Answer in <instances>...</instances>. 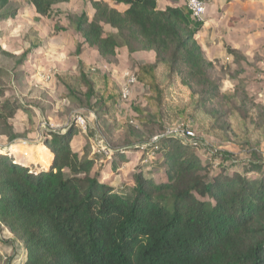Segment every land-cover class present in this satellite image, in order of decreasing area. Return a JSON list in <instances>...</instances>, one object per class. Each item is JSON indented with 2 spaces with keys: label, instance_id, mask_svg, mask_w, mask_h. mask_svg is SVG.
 <instances>
[{
  "label": "trees",
  "instance_id": "16d2710c",
  "mask_svg": "<svg viewBox=\"0 0 264 264\" xmlns=\"http://www.w3.org/2000/svg\"><path fill=\"white\" fill-rule=\"evenodd\" d=\"M11 2L0 0V12ZM25 2L47 17L54 6L70 0ZM89 2L91 17L86 12L67 15L82 39L75 42L77 57L83 45L104 60L121 47L128 54H154L152 64L136 67L137 84L146 94L145 107L135 112L140 125L162 135L154 163L162 167L163 180L137 167L130 196L115 192L99 180L96 159L81 160L72 149L73 125L43 142L51 156L47 167L0 155V227L20 242L6 258L8 264H264V166L234 170L223 163L229 157L224 151L218 164L204 163L197 147L165 135L168 123L192 125L188 116L198 105L221 95L212 79L213 63L195 40L201 24H193L183 7L159 10L157 0H117L127 7L124 12L104 0ZM25 36V44L32 42ZM37 47L40 41L26 54ZM0 54L11 56L1 46ZM78 73L57 77L67 98L87 104L98 117L108 116L120 98L113 80L103 75L96 82L82 69ZM5 95L0 86V136L11 143L20 136L8 121L19 109ZM145 144L111 147V170L120 164L115 160L125 162L131 153L141 151L149 161L153 150Z\"/></svg>",
  "mask_w": 264,
  "mask_h": 264
},
{
  "label": "rangeland",
  "instance_id": "374dc122",
  "mask_svg": "<svg viewBox=\"0 0 264 264\" xmlns=\"http://www.w3.org/2000/svg\"><path fill=\"white\" fill-rule=\"evenodd\" d=\"M89 1L70 0L43 18L34 17L31 10L28 13L33 17H24L22 10L27 9L25 0H13L1 11V14L11 10L17 12V16L6 27V35L1 37L3 49L11 56L0 54V86L6 91L5 98L19 109L8 122L20 138L10 143L5 136H0V155H8L21 164H39L43 167L50 156L43 142L52 134L64 133L65 128L71 125L76 129L71 147L81 160L111 156L112 153H108L111 147L146 142L145 148L152 146L153 150L149 161L144 163L145 158L140 152L132 153L129 155L130 163L123 164L117 175H112L108 170L106 172L107 183L113 186L114 191L130 196L129 176L137 167L150 171L153 169L151 165L157 167L154 161L162 137L160 132L143 127L137 120L135 108L145 107V89L139 84L132 86L125 101L119 98L108 116L98 117L88 109L87 104L78 103L74 97L68 99L67 90L57 80L58 76L63 75L77 77L82 69L94 81L95 77H109L120 91L118 83L121 74L136 72L138 63L131 59L130 54L128 63L122 64L121 58L98 59L93 53L84 56L86 59L83 61L78 60L80 58L74 51L75 42H79L80 37L74 32L67 15L86 12L91 17ZM105 1L112 8L120 6L117 0ZM258 1L253 0L251 10L255 13V22L250 26V33H257L256 36L254 32L257 51L253 53L251 48L248 54H244L243 51L230 50L235 52L233 56L227 53L231 62L215 61L211 75L213 81L220 85L221 95L212 103L198 105L194 114L188 116L193 119L190 127L197 142V153L204 163L211 161L214 165L218 164L219 152L224 151L229 157L223 163L238 171L243 169V165L264 166V21L258 19L264 11V2ZM244 21L243 24H246V19ZM235 22V18L230 19L226 27ZM14 30L18 32L17 36L24 34L32 38V42L25 44L23 38L12 35ZM106 31L110 29L106 28ZM43 40L45 43L41 45ZM37 41H40L41 49L37 47L26 54ZM20 59L22 62L17 67L16 62ZM77 117L85 121V130L76 124ZM181 124L179 120L168 123L165 133L182 139ZM156 135L158 139L154 140ZM19 246L20 242L0 227V264H8L6 258L12 255L14 247Z\"/></svg>",
  "mask_w": 264,
  "mask_h": 264
},
{
  "label": "crops",
  "instance_id": "0c3cea01",
  "mask_svg": "<svg viewBox=\"0 0 264 264\" xmlns=\"http://www.w3.org/2000/svg\"><path fill=\"white\" fill-rule=\"evenodd\" d=\"M204 1L206 3L205 18H204L203 23L201 24V29L199 33L195 36V40L200 45L207 61L212 62V63H215V61H221V60H224L225 62L227 61L231 62V57L227 54V48H230L231 50L243 51L244 54H248L251 48H253L254 50L253 53L257 51V48L255 47V41H254V38H256L257 33L255 31H253L252 34L250 33V26L252 25L253 22H255L253 21V19L255 18V13H253V10H251V7L254 6L253 0H204ZM258 2L263 3L264 0H259ZM185 3H186V0H157V7L159 10H163L165 7L185 8ZM60 5H66V4L56 5L52 8V10H55L56 7ZM119 5H120L119 7L115 6L113 8H115L119 12H124L127 9V7L124 6L123 4H119ZM26 10L27 12H25ZM26 10L25 8H23L22 10V15H24V17H28V15H30L31 17L34 16L36 18H43V17L38 16L34 12L33 8L30 6H27ZM30 10L33 16L30 13H28ZM12 11H15V10L8 11L7 13H10ZM7 13L1 14L0 12V15L3 16V15H6ZM16 14L17 12L15 13L14 16H7L6 18H0V46L1 47L3 46L1 42V37H4L3 34L6 35L7 33L5 31L6 27H8L11 24L12 19H14L17 16ZM90 15L91 16L93 15L92 8H91ZM232 18H235L236 22L232 26H229L227 28L226 23ZM249 18H251L252 20L250 21ZM245 19L247 23L243 24V22H245L244 21ZM258 19L264 21V11L262 14H259ZM245 25H246V28H245ZM252 30H254V26H252ZM254 32L256 33V36ZM12 35H16V38L17 37L24 38L25 36L24 34H20V36H17L18 32L15 30L12 32ZM79 42L82 43V39H80ZM44 43L45 41L43 40L41 42V45ZM56 43L58 44L59 41H57ZM250 45H252V47H250ZM225 46L227 48H225ZM89 53H93L94 54L93 56H96L98 59L101 58L94 49H90L86 45H83L81 49V54L78 56L80 59L78 60L83 61L84 59H86L84 58V56L88 57ZM128 57H129V54L127 53V50L121 47L119 49V52L117 50V53L114 59L121 58L122 60L121 64H122V63H128L127 62ZM130 57L134 62L138 64H141V63L152 64L154 62L153 52H137V53L130 54ZM138 153H134V154H138ZM140 153L142 152L140 151ZM129 155L130 154H128V159L125 162H120L119 160L118 162L115 161V163L117 164L120 163L116 171L111 170V165L110 163L107 162L108 157H109L108 155L102 156L99 159L94 157L96 159V166L101 168L99 170V173H100L99 180L102 183H105L111 186L110 184L107 183V180H108L107 170L112 175L114 176L117 175L119 173V169L121 170L123 164L130 163L131 158L129 159ZM48 157L49 159L46 160L47 161L46 165L43 167L48 166V161L51 158L50 156ZM145 161L146 160H144L143 162L145 163ZM156 163L157 162H155L154 164L157 167H155L154 165H151L153 169H151L150 171L149 169L145 170L144 168V172L146 171L145 173H149L148 175L152 176L155 180H159V179L163 180V177H162L163 169L162 167L160 168ZM135 171H133L131 175L129 176L130 178L129 184H131V187L133 185L132 175L134 174Z\"/></svg>",
  "mask_w": 264,
  "mask_h": 264
},
{
  "label": "built area",
  "instance_id": "2783aa9c",
  "mask_svg": "<svg viewBox=\"0 0 264 264\" xmlns=\"http://www.w3.org/2000/svg\"><path fill=\"white\" fill-rule=\"evenodd\" d=\"M185 10L189 14L190 19L194 23H203L204 15L206 12V3L204 0H186ZM119 86H120V100L125 101L130 94V88L137 84L135 73L124 72L121 74L119 78ZM76 124L80 126L82 130H85L86 124L85 121L81 117H77L75 119ZM182 130L180 132V136L184 142L191 143L192 146L196 147L197 142L194 139V133L191 130L190 124H181ZM165 135H169L165 133ZM158 136L154 138L157 140ZM157 148L156 146L154 147ZM110 150H108V153ZM111 153V152H110Z\"/></svg>",
  "mask_w": 264,
  "mask_h": 264
},
{
  "label": "clouds",
  "instance_id": "9594fccd",
  "mask_svg": "<svg viewBox=\"0 0 264 264\" xmlns=\"http://www.w3.org/2000/svg\"><path fill=\"white\" fill-rule=\"evenodd\" d=\"M200 24H202V23H200Z\"/></svg>",
  "mask_w": 264,
  "mask_h": 264
}]
</instances>
